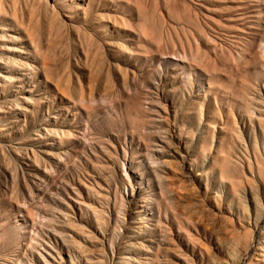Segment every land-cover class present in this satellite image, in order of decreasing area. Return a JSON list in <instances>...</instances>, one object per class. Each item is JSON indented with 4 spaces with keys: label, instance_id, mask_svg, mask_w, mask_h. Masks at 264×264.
<instances>
[{
    "label": "rangeland",
    "instance_id": "obj_1",
    "mask_svg": "<svg viewBox=\"0 0 264 264\" xmlns=\"http://www.w3.org/2000/svg\"><path fill=\"white\" fill-rule=\"evenodd\" d=\"M223 263L264 264V0H0V264Z\"/></svg>",
    "mask_w": 264,
    "mask_h": 264
},
{
    "label": "bare ground",
    "instance_id": "obj_2",
    "mask_svg": "<svg viewBox=\"0 0 264 264\" xmlns=\"http://www.w3.org/2000/svg\"><path fill=\"white\" fill-rule=\"evenodd\" d=\"M22 99H23V98H22ZM23 100H25V99H23ZM25 101H28V100H25ZM238 260H239V259H238ZM238 260H237V261H238ZM239 261H240V260H239ZM216 262H217V261H216ZM219 262H220V261H219ZM223 264H224V263H223ZM237 264H238V263H237Z\"/></svg>",
    "mask_w": 264,
    "mask_h": 264
}]
</instances>
